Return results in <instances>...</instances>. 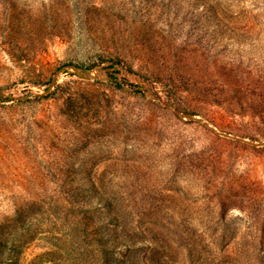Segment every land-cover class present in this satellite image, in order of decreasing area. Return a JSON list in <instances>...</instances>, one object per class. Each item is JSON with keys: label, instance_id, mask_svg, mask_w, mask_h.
Here are the masks:
<instances>
[{"label": "rangeland", "instance_id": "1", "mask_svg": "<svg viewBox=\"0 0 264 264\" xmlns=\"http://www.w3.org/2000/svg\"><path fill=\"white\" fill-rule=\"evenodd\" d=\"M69 64L0 100V264H264V0H0L1 89Z\"/></svg>", "mask_w": 264, "mask_h": 264}, {"label": "water", "instance_id": "2", "mask_svg": "<svg viewBox=\"0 0 264 264\" xmlns=\"http://www.w3.org/2000/svg\"><path fill=\"white\" fill-rule=\"evenodd\" d=\"M115 64V63H113ZM64 73H71V74H75L78 75L79 77L83 78V79H98L100 78V75L97 71V69H86L83 68L81 66L75 65V64H69V65H65L64 67H62L52 78L51 82L48 84L47 87H45V91L44 92H31L25 96L19 97V96H15L11 93H9V91L1 89L0 88V97L2 98H12L14 100H19V101H26L30 98H34V97H47L48 95H50L52 93V91L54 90V88L57 86V83L61 77L62 74ZM180 116L184 119L189 118V119H193L195 121L198 122H202L204 123L205 121L201 118V117H197V116H193L190 114H186V113H180ZM220 134L222 136L225 137H230V138H234L243 142H247L248 144H251L253 146H264V142H253V141H249L246 138H240V137H234L233 135L229 134V133H225V132H220Z\"/></svg>", "mask_w": 264, "mask_h": 264}, {"label": "trees", "instance_id": "3", "mask_svg": "<svg viewBox=\"0 0 264 264\" xmlns=\"http://www.w3.org/2000/svg\"><path fill=\"white\" fill-rule=\"evenodd\" d=\"M117 62H119V59L117 60ZM129 70L133 72L132 69H129ZM116 85H118V86H122V83L117 82ZM75 98H76V97L71 96V97H70V100H74ZM0 100H1V101H8L9 99L0 98Z\"/></svg>", "mask_w": 264, "mask_h": 264}]
</instances>
